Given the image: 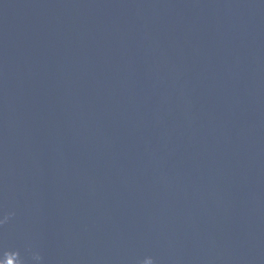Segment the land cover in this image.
I'll list each match as a JSON object with an SVG mask.
<instances>
[{
  "label": "water",
  "instance_id": "1",
  "mask_svg": "<svg viewBox=\"0 0 264 264\" xmlns=\"http://www.w3.org/2000/svg\"><path fill=\"white\" fill-rule=\"evenodd\" d=\"M0 264H264V0H0Z\"/></svg>",
  "mask_w": 264,
  "mask_h": 264
}]
</instances>
